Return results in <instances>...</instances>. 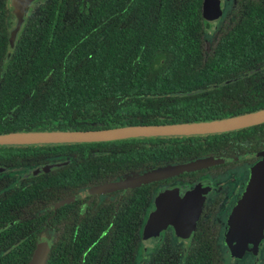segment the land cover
<instances>
[{"label": "trees", "instance_id": "1", "mask_svg": "<svg viewBox=\"0 0 264 264\" xmlns=\"http://www.w3.org/2000/svg\"><path fill=\"white\" fill-rule=\"evenodd\" d=\"M203 3L47 0L7 49L8 9L0 0V133L211 121L264 108V0H227L218 24L205 17ZM260 66L233 83L192 93ZM176 92L189 94L170 95ZM82 143L105 149L117 144L103 157L154 166L263 149L264 122L207 134ZM204 222L188 258L173 264H225L218 258L213 224ZM127 229L112 233L107 257L94 246L85 260L72 264H120L134 238ZM42 237L49 243L44 264H68L56 258L54 239Z\"/></svg>", "mask_w": 264, "mask_h": 264}, {"label": "flooded vegetation", "instance_id": "2", "mask_svg": "<svg viewBox=\"0 0 264 264\" xmlns=\"http://www.w3.org/2000/svg\"><path fill=\"white\" fill-rule=\"evenodd\" d=\"M46 1L34 0L28 13L18 17L13 12L11 0H5L7 49L13 48L23 33L21 28L25 20ZM260 67L256 72L262 70ZM117 146L110 144L105 149L103 144L82 142L0 144V264H27L42 236L54 239V254L60 262H82L94 246H99V252L106 256L107 246L114 245L112 233L122 231L125 225L134 238L127 241L120 264H173L188 258L191 241L204 221L213 224L218 258L225 264L233 262L229 248L221 241L223 231L242 197V185L248 180L250 167L264 158L263 155L240 157L264 148L245 153H239L238 148L228 151L231 155L217 153L152 166L146 160L103 157L109 153V148ZM211 156L232 159L150 181L121 185L154 170L153 167L178 166ZM106 185L117 186L93 191ZM196 188L204 195L189 236L179 234L171 223L161 226L157 220L155 238L151 237L143 245L150 216L154 214L159 218L167 213L163 195L171 192L174 194L169 200L182 201ZM261 244L260 257L248 249L235 261L244 262L253 257L252 264L257 261L264 264V236Z\"/></svg>", "mask_w": 264, "mask_h": 264}, {"label": "water", "instance_id": "3", "mask_svg": "<svg viewBox=\"0 0 264 264\" xmlns=\"http://www.w3.org/2000/svg\"><path fill=\"white\" fill-rule=\"evenodd\" d=\"M34 0H11V6L13 12L16 16L22 17L25 16L30 7L32 6ZM225 0H204L203 3V12L205 17L209 18L213 24H218L224 10ZM261 67L255 68L248 71L246 74L239 77H233L228 80H225L218 84H212L210 87L205 89H200L193 91L192 93L203 92L210 89H215L221 86H224L229 83L237 81L239 78H242L246 75H251L257 70H260ZM189 92H176L171 93L170 95H188ZM264 122V108L250 111L247 113L211 120V121H199V122H187V123H178V124H165V125H132V126H123L117 128H108L100 130H83V131H37V132H10V133H0V144L8 143H63V142H97V141H107L115 139H125L136 136H153V135H183V134H207L215 132H224L235 130L243 127H248L252 125H257ZM255 155H264V151L253 153L244 157H250ZM232 158L220 157V156H211L205 159L198 160L196 162L184 163L178 166L164 167L154 169L149 171L146 174L130 178L125 183L133 184L137 182L150 181L160 177H165L168 175H174L183 171H189L196 168L212 165L214 163L223 162L230 160ZM41 169V168H40ZM261 176H253V181H260L263 183L259 190V197L262 202V210H264V170H261ZM120 185V184H118ZM117 186V185H115ZM114 185L110 186H101L93 191H101L115 187ZM200 188L193 189L190 191L186 198L182 201L176 199L169 200V197L174 194L167 192L163 195V198L167 204V213L159 216L151 215L148 224L145 229L143 237V245L146 243V240H149L151 237L155 238L157 233V220L160 225L163 226L166 223H171L173 228L182 236L188 237L190 232L193 229V226L196 223L198 212L200 211V206L202 202L203 192L199 191ZM249 198H244L243 200H248ZM261 216V229L257 228L256 231H252V235L247 238L251 240L247 243H252L253 250L260 245V240L264 231V213ZM234 216L230 217V242L229 248L231 253L236 251L237 255L240 256L242 251L247 247V244L244 245L242 242H236L233 229L234 225L232 220ZM245 239V240H246ZM238 241V240H237ZM48 241L46 238H39V243L36 248V251L32 257V260L29 264H44L46 253L48 251ZM255 251V250H254Z\"/></svg>", "mask_w": 264, "mask_h": 264}, {"label": "rangeland", "instance_id": "4", "mask_svg": "<svg viewBox=\"0 0 264 264\" xmlns=\"http://www.w3.org/2000/svg\"><path fill=\"white\" fill-rule=\"evenodd\" d=\"M209 33V32H208ZM264 157V155H263ZM261 170H264V158L258 160L256 163H254L249 170V176L248 180L243 183V194L238 203L235 204L232 217L234 216V219L232 220L234 228L233 233L236 239V242H242L244 245L247 244V247L242 251V254L240 256H236L237 252L235 251L232 255L231 250L229 248V242H230V218L227 221L228 227L223 231V236L221 238L222 244L229 248L230 251V257L232 259L231 264H252L253 263V257L247 259V261H235L239 257H242L246 250H250L252 254H256L258 257L261 255L262 250V244L260 240V245L256 247V249L253 250V244L247 243V241L251 240L249 237L252 235V231H256L257 228L261 229V214L264 213V210H262V202L259 197V190L261 186H263V183L258 179L257 181H253V176L259 177L261 176ZM249 198L248 200H243L244 198ZM230 216V217H231ZM264 236V231L262 234V237ZM261 237V239H262ZM246 239V240H245ZM238 240V241H237ZM251 247L249 248V246ZM243 262V263H241ZM258 264V261L256 262ZM227 264H230L229 262Z\"/></svg>", "mask_w": 264, "mask_h": 264}]
</instances>
